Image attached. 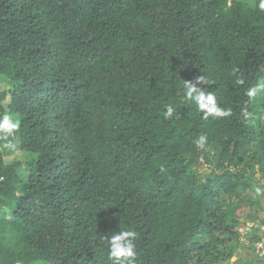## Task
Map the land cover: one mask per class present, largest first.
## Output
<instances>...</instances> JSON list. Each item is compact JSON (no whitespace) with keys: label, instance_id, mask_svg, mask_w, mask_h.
<instances>
[{"label":"trees","instance_id":"16d2710c","mask_svg":"<svg viewBox=\"0 0 264 264\" xmlns=\"http://www.w3.org/2000/svg\"><path fill=\"white\" fill-rule=\"evenodd\" d=\"M259 3L0 0V116L19 121L0 140V264H112L104 237L124 230L136 264H258L234 197L262 209ZM200 77L230 115L186 98Z\"/></svg>","mask_w":264,"mask_h":264},{"label":"clouds","instance_id":"9594fccd","mask_svg":"<svg viewBox=\"0 0 264 264\" xmlns=\"http://www.w3.org/2000/svg\"><path fill=\"white\" fill-rule=\"evenodd\" d=\"M259 8L264 10V0H260ZM198 83H203V77H200L194 83L186 82L185 96L188 100L195 103L197 108L204 113L205 118L208 116L226 117L231 114L230 110L218 107L215 95L197 87ZM237 83H243V81L238 80ZM260 92H264V80L258 81L254 87L249 88L246 94L248 97L254 98ZM173 112L174 109L169 106L166 111V117H171ZM18 128L19 121L14 118L13 114L6 113L0 116V140L5 141L3 145L5 148L12 149L15 147L10 138H14ZM206 140V136H200L196 141L197 146L202 147ZM104 238L109 245V257L112 260V264H136L135 241L138 238V234L135 231H119Z\"/></svg>","mask_w":264,"mask_h":264},{"label":"rangeland","instance_id":"374dc122","mask_svg":"<svg viewBox=\"0 0 264 264\" xmlns=\"http://www.w3.org/2000/svg\"><path fill=\"white\" fill-rule=\"evenodd\" d=\"M242 1L247 2L251 6H253L255 3V0H242ZM259 189L261 191V200L263 201V203L261 204L262 209L258 208V206H254L253 208L245 206L246 195L244 192V186L240 187L238 192L236 193L234 197L236 203L235 217L239 219L242 223L247 224L251 219L256 218L258 220L261 218V213L264 211V194H263L264 177L261 179L259 178ZM242 234H243L242 239L247 238L248 234L245 232V230L242 232Z\"/></svg>","mask_w":264,"mask_h":264},{"label":"built area","instance_id":"2783aa9c","mask_svg":"<svg viewBox=\"0 0 264 264\" xmlns=\"http://www.w3.org/2000/svg\"><path fill=\"white\" fill-rule=\"evenodd\" d=\"M244 230L248 236L241 239L242 244L251 248L257 263L264 264V213L260 219L248 222Z\"/></svg>","mask_w":264,"mask_h":264}]
</instances>
